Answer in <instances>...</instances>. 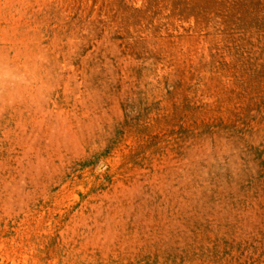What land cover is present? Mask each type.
Masks as SVG:
<instances>
[{
  "label": "rangeland",
  "instance_id": "374dc122",
  "mask_svg": "<svg viewBox=\"0 0 264 264\" xmlns=\"http://www.w3.org/2000/svg\"><path fill=\"white\" fill-rule=\"evenodd\" d=\"M0 264H264V0H0Z\"/></svg>",
  "mask_w": 264,
  "mask_h": 264
}]
</instances>
